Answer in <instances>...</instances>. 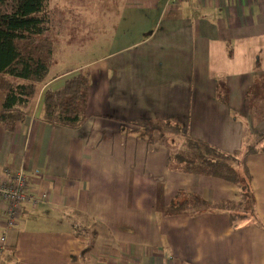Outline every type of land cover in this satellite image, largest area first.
<instances>
[{"label":"crops","instance_id":"1","mask_svg":"<svg viewBox=\"0 0 264 264\" xmlns=\"http://www.w3.org/2000/svg\"><path fill=\"white\" fill-rule=\"evenodd\" d=\"M103 2L101 54L110 55L87 64L85 123L40 120L43 93L76 68L38 86L13 132L0 126V181L6 168L22 169L29 190L47 194L23 203L11 229L0 200V264H264V153L246 162L252 213L233 228L226 205L240 200L238 188L186 172L180 139L147 142L133 125L175 124L226 154L264 134V91L248 94L264 75V0Z\"/></svg>","mask_w":264,"mask_h":264},{"label":"trees","instance_id":"2","mask_svg":"<svg viewBox=\"0 0 264 264\" xmlns=\"http://www.w3.org/2000/svg\"><path fill=\"white\" fill-rule=\"evenodd\" d=\"M55 3L52 0H0V92L3 95L0 126L9 132L14 131L17 123L25 122L38 86L51 78L54 44L48 33ZM256 81L248 91L253 99L264 91V75L258 76ZM256 85L258 90L253 91ZM89 87L90 75L80 69L60 89L45 91L40 120L52 127L79 129L87 119ZM133 125L144 131L147 142L154 140L156 134L166 145L171 140L164 137L166 134L176 137L177 141L180 139L181 149L176 159L185 164L186 172L228 181L238 188L240 200L225 206L233 228L251 215L246 162L250 156L264 153V134H256L252 144L226 154L206 142L182 135L175 124L149 120ZM203 205L200 203L199 207Z\"/></svg>","mask_w":264,"mask_h":264},{"label":"rangeland","instance_id":"3","mask_svg":"<svg viewBox=\"0 0 264 264\" xmlns=\"http://www.w3.org/2000/svg\"><path fill=\"white\" fill-rule=\"evenodd\" d=\"M105 5L103 0L58 1L56 8L54 7L52 10V24L48 33L55 48L50 74L76 68L88 71L90 65L87 64L110 55L101 54L105 52L104 41L108 39V34L103 27L106 20L104 17ZM96 38H99L102 43L96 44ZM101 46L103 48H100ZM101 61L103 60L97 62L91 69L101 67L104 64H101ZM94 78L96 85L104 84L105 78L102 74H98ZM21 219L20 215L17 223Z\"/></svg>","mask_w":264,"mask_h":264},{"label":"built area","instance_id":"4","mask_svg":"<svg viewBox=\"0 0 264 264\" xmlns=\"http://www.w3.org/2000/svg\"><path fill=\"white\" fill-rule=\"evenodd\" d=\"M179 1V0H168ZM33 174L38 175L35 170ZM4 180L0 181V200L5 203L3 216L5 219V227L11 229L18 223L20 216V207L23 203H27L32 207L43 204L46 201L47 194L42 192L35 194L29 190L27 176L22 169L4 170ZM1 242L5 241V235L2 234Z\"/></svg>","mask_w":264,"mask_h":264}]
</instances>
